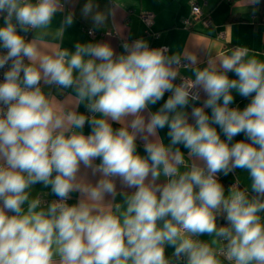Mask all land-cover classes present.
Instances as JSON below:
<instances>
[{"label":"clouds","instance_id":"clouds-1","mask_svg":"<svg viewBox=\"0 0 264 264\" xmlns=\"http://www.w3.org/2000/svg\"><path fill=\"white\" fill-rule=\"evenodd\" d=\"M74 2L0 0V264H264V54L68 47ZM117 7L83 3L90 36Z\"/></svg>","mask_w":264,"mask_h":264},{"label":"crops","instance_id":"crops-1","mask_svg":"<svg viewBox=\"0 0 264 264\" xmlns=\"http://www.w3.org/2000/svg\"><path fill=\"white\" fill-rule=\"evenodd\" d=\"M86 0H75L74 8L76 11V23L68 30L65 46L71 47L75 39L87 41L91 39L102 40L113 44L117 51H120L119 43L121 38L136 39L143 37L149 40L151 46H168L173 50H183L188 53L198 54L201 61H206L209 55L215 56L220 51L233 48L237 45H244L255 52L264 54V19L260 18L262 9L261 0L259 11L253 15L251 8L247 7L246 0H197L202 8L205 19L209 21L206 26L200 20L191 19L190 0H116V3L122 5L117 7L115 15L96 33L103 35L91 37L86 31L91 25L90 19H84L80 15V8ZM101 10L109 4L110 0H97ZM141 13H150L153 16L152 25L147 28L140 20ZM188 20L191 24L184 25V21ZM3 21L0 20V25ZM150 33V34H147ZM31 38V34H29ZM264 59V56L259 57ZM203 66V64L201 65ZM182 72L185 70H181ZM233 75V74H230ZM53 91H55L53 89ZM167 93L165 99H167ZM63 99V97H59ZM160 101L157 105L152 106V110L162 104ZM249 99L236 96L233 107L239 106L243 109ZM81 112L85 109L80 108ZM210 114V110H206ZM114 128L119 125L114 124ZM219 131V129H218ZM85 134L90 132V128L86 125ZM167 128L159 130V135L168 142L166 135ZM223 138V136H222ZM246 139L243 134L234 138L236 140ZM181 150L187 155V150L181 146ZM138 151L144 154L142 142L138 141ZM240 176L241 187L248 184L246 173L237 169L228 176L220 175V182L227 189L235 182L236 177ZM89 179L95 181L98 177L89 176ZM42 186L37 185L39 190ZM77 194H73V199L69 203H74ZM55 197L49 196L48 200ZM119 200V197L117 198ZM200 239L208 240L207 235L201 236ZM174 249L167 248L166 254L170 255Z\"/></svg>","mask_w":264,"mask_h":264},{"label":"built area","instance_id":"built-area-1","mask_svg":"<svg viewBox=\"0 0 264 264\" xmlns=\"http://www.w3.org/2000/svg\"><path fill=\"white\" fill-rule=\"evenodd\" d=\"M190 5H191V19L192 20H198V21L201 20L203 22V24L207 26L209 24V21L207 19H205L202 8L199 5V3L197 2V0H190ZM196 9H198L199 11H196ZM139 18L146 25L147 28H149L153 23V16L150 13H141L139 15ZM183 23L185 26H189L191 24L188 20H185ZM86 33L89 35V30H87ZM147 34H150V33H147ZM98 35L102 36L103 34L95 32L94 35H91V37H96ZM2 71L3 70H0V80H2V78H3L2 77Z\"/></svg>","mask_w":264,"mask_h":264},{"label":"trees","instance_id":"trees-1","mask_svg":"<svg viewBox=\"0 0 264 264\" xmlns=\"http://www.w3.org/2000/svg\"><path fill=\"white\" fill-rule=\"evenodd\" d=\"M260 18L264 19V3H262V9H261V12H260ZM218 222L221 223V224L226 223V221H224L223 219L219 220Z\"/></svg>","mask_w":264,"mask_h":264}]
</instances>
